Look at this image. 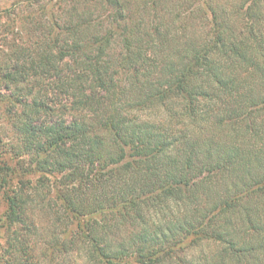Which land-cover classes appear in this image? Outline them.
<instances>
[{
    "label": "trees",
    "instance_id": "obj_1",
    "mask_svg": "<svg viewBox=\"0 0 264 264\" xmlns=\"http://www.w3.org/2000/svg\"><path fill=\"white\" fill-rule=\"evenodd\" d=\"M0 18L1 264H264V0Z\"/></svg>",
    "mask_w": 264,
    "mask_h": 264
},
{
    "label": "rangeland",
    "instance_id": "obj_2",
    "mask_svg": "<svg viewBox=\"0 0 264 264\" xmlns=\"http://www.w3.org/2000/svg\"><path fill=\"white\" fill-rule=\"evenodd\" d=\"M0 1L4 2V0H0ZM4 21H5L4 18H0V24H2ZM1 44L2 43L0 42V50L3 49ZM4 142H6L5 138H4ZM8 165H10V164H8ZM11 165H12V163H11ZM35 177L36 176H32L30 178H32L34 180ZM5 211H6V203H5L4 199L0 196V226H1L2 219L5 215ZM37 218L39 219L40 223H45V221L47 220L48 217L46 214H42V212H39L37 215ZM10 230L9 229L8 230L0 229V253L2 250L1 249L2 246L5 244L6 236L11 232ZM49 254L50 253H48V255ZM49 258H50V255H49ZM49 258H46L45 260H43L42 261L43 264H89V261L86 259L85 255L82 252L78 253L76 251H68L67 253H64V254L58 253V255H54L52 262L48 261Z\"/></svg>",
    "mask_w": 264,
    "mask_h": 264
}]
</instances>
